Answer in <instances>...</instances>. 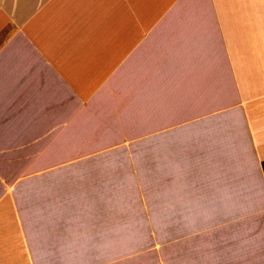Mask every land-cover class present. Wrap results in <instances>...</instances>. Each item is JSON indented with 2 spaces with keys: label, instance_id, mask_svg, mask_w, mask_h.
Listing matches in <instances>:
<instances>
[{
  "label": "crops",
  "instance_id": "0c3cea01",
  "mask_svg": "<svg viewBox=\"0 0 264 264\" xmlns=\"http://www.w3.org/2000/svg\"><path fill=\"white\" fill-rule=\"evenodd\" d=\"M263 163L264 0H0V264H264Z\"/></svg>",
  "mask_w": 264,
  "mask_h": 264
},
{
  "label": "rangeland",
  "instance_id": "374dc122",
  "mask_svg": "<svg viewBox=\"0 0 264 264\" xmlns=\"http://www.w3.org/2000/svg\"><path fill=\"white\" fill-rule=\"evenodd\" d=\"M144 262H149V259H145Z\"/></svg>",
  "mask_w": 264,
  "mask_h": 264
},
{
  "label": "trees",
  "instance_id": "16d2710c",
  "mask_svg": "<svg viewBox=\"0 0 264 264\" xmlns=\"http://www.w3.org/2000/svg\"><path fill=\"white\" fill-rule=\"evenodd\" d=\"M263 166H264V163H263Z\"/></svg>",
  "mask_w": 264,
  "mask_h": 264
}]
</instances>
